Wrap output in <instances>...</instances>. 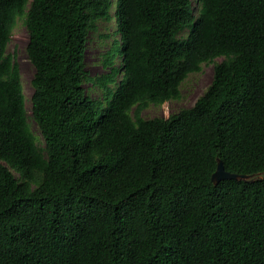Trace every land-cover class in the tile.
Returning a JSON list of instances; mask_svg holds the SVG:
<instances>
[{"label": "trees", "instance_id": "1", "mask_svg": "<svg viewBox=\"0 0 264 264\" xmlns=\"http://www.w3.org/2000/svg\"><path fill=\"white\" fill-rule=\"evenodd\" d=\"M114 7L0 0V264H264V0ZM112 17L107 71L89 78V37ZM18 18L35 69L30 109L7 53ZM218 58L193 107L142 117ZM219 159L260 177L215 185Z\"/></svg>", "mask_w": 264, "mask_h": 264}, {"label": "rangeland", "instance_id": "2", "mask_svg": "<svg viewBox=\"0 0 264 264\" xmlns=\"http://www.w3.org/2000/svg\"><path fill=\"white\" fill-rule=\"evenodd\" d=\"M113 1V13L115 12V0ZM196 3V0H193ZM115 22L113 17L111 22L101 21L96 31L92 32L89 37L86 52V70L89 78H98L104 74L107 69L103 67V59L111 51L114 35ZM29 41V34L26 28L25 19L18 18L12 29L11 39L7 47V53L10 54L18 64L23 93L26 99V106L31 107V98L33 94L32 80L35 69L28 59L26 47ZM223 61L218 58L210 63L203 64L200 72L190 74L180 87L181 95L177 100H170L165 104L158 105L150 103L143 111L142 117L151 119L155 117L169 118L171 115L178 113L182 109H188L194 106L196 101L205 93L211 85L214 75V66L216 63ZM122 62L121 56L117 57L115 63L119 66ZM84 87L92 98L101 99L102 90L95 86L93 82L87 81ZM29 126L32 134L36 138L38 146H43L44 140L36 123L29 118Z\"/></svg>", "mask_w": 264, "mask_h": 264}, {"label": "water", "instance_id": "3", "mask_svg": "<svg viewBox=\"0 0 264 264\" xmlns=\"http://www.w3.org/2000/svg\"><path fill=\"white\" fill-rule=\"evenodd\" d=\"M259 177L260 176H247V175H239V174L227 172L223 165V162L219 159L217 170L212 176V181L215 185H217L219 182L224 180H239V181L254 182Z\"/></svg>", "mask_w": 264, "mask_h": 264}]
</instances>
